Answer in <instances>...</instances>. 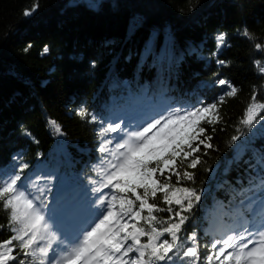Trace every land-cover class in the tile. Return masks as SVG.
Returning <instances> with one entry per match:
<instances>
[{
    "label": "trees",
    "instance_id": "trees-1",
    "mask_svg": "<svg viewBox=\"0 0 264 264\" xmlns=\"http://www.w3.org/2000/svg\"><path fill=\"white\" fill-rule=\"evenodd\" d=\"M221 33L226 42L217 50ZM256 43L264 45V0H0V173L11 175L27 164L23 182L34 194L45 189L44 203L58 223L94 198L90 180L98 178L93 166L101 156L102 123L151 118L224 96L219 122L202 123L201 138L211 136L206 143L212 147L201 145L202 162L188 169L195 180L182 182L201 199L184 213L188 220L179 236L186 248L192 246L187 237L196 234L202 264L213 239L235 227L241 213L251 219L247 209L264 200V120L241 123L253 93L264 102V74L255 63L264 66V51ZM221 79L229 83L218 84ZM229 84L237 89L233 96L226 95ZM161 195L155 202L166 208ZM172 207L173 213L154 215L178 222L179 206ZM0 226L3 242L13 233L2 204ZM13 245L17 255L19 242ZM20 259L22 253L9 264Z\"/></svg>",
    "mask_w": 264,
    "mask_h": 264
},
{
    "label": "snow or ice",
    "instance_id": "snow-or-ice-1",
    "mask_svg": "<svg viewBox=\"0 0 264 264\" xmlns=\"http://www.w3.org/2000/svg\"><path fill=\"white\" fill-rule=\"evenodd\" d=\"M36 7L24 14L31 15ZM243 34L252 39L247 29ZM216 40L219 50L226 42L225 34L221 33ZM255 48L264 51L261 43H256ZM48 51L45 46L44 53ZM217 63L223 65L225 61ZM255 63L264 74L261 62ZM228 83L223 79L218 81L220 85ZM229 87L231 90L226 95H235L237 89L230 84ZM224 99L221 96L217 103L201 102L195 107H169L163 114L157 113L134 125L125 124L124 120L106 126L102 123L97 134L100 139L97 151L101 156L93 166L98 178L90 180L95 198L87 217L71 236L55 226V210L50 211L44 203L45 189L36 188L38 194H34L30 190L33 185L23 182L22 172L27 164H21L11 175L0 173V204L9 212L13 233L8 240L0 242V264L16 261L20 253L25 259H20L19 264L26 261L27 264H176L177 260L184 264L186 258L188 264L201 262L196 234L187 237L192 246L186 248L179 236L181 226L188 220L184 213L192 210L201 195L182 182L195 180V173L188 169H195L202 162L201 145L212 147L206 143L211 136L201 138L206 131L202 123L219 122L218 103ZM252 101L241 120L249 127L264 120V115H260L264 102L257 103L255 93ZM78 115L86 116L87 110L81 108ZM91 119L95 121L96 117ZM56 128L59 131V125ZM237 139L232 137L233 141ZM40 179L43 178L37 177ZM260 185L264 188V176ZM158 193L168 207L161 208L155 202ZM173 205L179 206L174 212L178 222L172 216L165 221L154 215L162 211L173 213ZM247 212L251 219L241 213L235 227L225 231L222 238L213 239L210 254L203 258L202 264H213V261L264 264V200L258 209L250 206ZM166 233L170 239H162ZM13 241L19 242L17 255H13Z\"/></svg>",
    "mask_w": 264,
    "mask_h": 264
},
{
    "label": "rangeland",
    "instance_id": "rangeland-1",
    "mask_svg": "<svg viewBox=\"0 0 264 264\" xmlns=\"http://www.w3.org/2000/svg\"><path fill=\"white\" fill-rule=\"evenodd\" d=\"M147 83V82H146ZM149 87V86H148ZM149 118L143 114H140L138 116H134L126 121L125 124H136L139 120H148ZM254 125V124H253ZM252 125V126H253ZM252 131H255V128L253 127L252 128ZM251 133V132H250ZM241 148V145L239 144L236 148L237 152L240 150ZM55 170V169H54ZM52 168H46V173H52ZM65 179V178H64ZM67 183V182H66ZM58 186L60 187H64V184L61 186V184L59 183ZM107 191V190H105ZM95 198V197H94ZM94 198H90L88 199L85 203H83L77 211L79 212H75L73 214H71V216H75L74 219H71V216L70 218H66V219H62V220H58V223L57 222H54L55 223V226L59 229H61L64 233L66 234H69L71 236L72 232L75 231L76 227L79 225L78 223H80L83 219H85L87 217V214L90 210V206L92 204V201L94 200ZM215 228L217 229L216 231L217 232H220L222 231V228H221V225H219L218 223L216 224Z\"/></svg>",
    "mask_w": 264,
    "mask_h": 264
}]
</instances>
